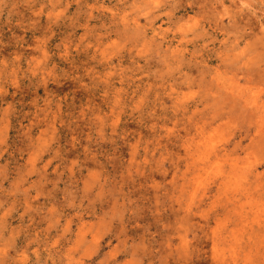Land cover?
Here are the masks:
<instances>
[{"label":"rangeland","instance_id":"rangeland-1","mask_svg":"<svg viewBox=\"0 0 264 264\" xmlns=\"http://www.w3.org/2000/svg\"><path fill=\"white\" fill-rule=\"evenodd\" d=\"M159 1L0 0V264H264V0Z\"/></svg>","mask_w":264,"mask_h":264},{"label":"bare ground","instance_id":"bare-ground-1","mask_svg":"<svg viewBox=\"0 0 264 264\" xmlns=\"http://www.w3.org/2000/svg\"><path fill=\"white\" fill-rule=\"evenodd\" d=\"M169 1V0H168ZM224 1L225 0H217L216 2H220L221 4H223L224 3ZM164 2H165V0H164ZM163 2V3H164ZM153 3H155V7H157V5L160 3V1L159 0H153ZM166 4V3H165ZM168 5V4H167ZM187 9V8H186Z\"/></svg>","mask_w":264,"mask_h":264}]
</instances>
